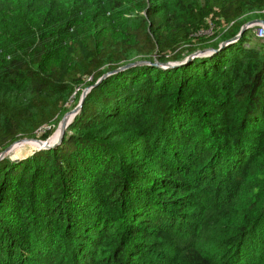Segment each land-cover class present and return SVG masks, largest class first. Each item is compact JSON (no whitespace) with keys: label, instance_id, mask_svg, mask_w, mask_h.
Returning a JSON list of instances; mask_svg holds the SVG:
<instances>
[{"label":"trees","instance_id":"trees-1","mask_svg":"<svg viewBox=\"0 0 264 264\" xmlns=\"http://www.w3.org/2000/svg\"><path fill=\"white\" fill-rule=\"evenodd\" d=\"M256 19L264 0H0V153L151 63L0 162V264H264V39L221 48Z\"/></svg>","mask_w":264,"mask_h":264},{"label":"water","instance_id":"water-1","mask_svg":"<svg viewBox=\"0 0 264 264\" xmlns=\"http://www.w3.org/2000/svg\"><path fill=\"white\" fill-rule=\"evenodd\" d=\"M258 23L259 24H263V26H264V20L263 19H256V20H253L251 22H248L247 24H245L243 26V28L241 29L240 33L234 39H232L231 41H228V42L223 43L221 45V48H224L228 44L234 43V42L240 40L241 37L243 36V34L250 29V26L252 24H258ZM215 52L216 51L215 50H212V49H207V50L199 51L196 54L190 56L188 58V60H191L194 57L211 56ZM146 64L150 65L151 63L150 62H146V61H137V62H134V63L127 64V65H125L123 67H120V68H118V69H116V70H114L112 72H109V73L105 74L94 86L89 87V88H86L83 91V94L81 96V99H80L78 105L73 110H71L68 113H66L64 115L63 119L61 120V122L59 124V128L62 129L61 136L59 137V139L55 143H49L48 140L43 141V140L31 139V138H24V139L18 140L17 142H15L11 146H9L5 151H3V152L0 153V162L2 160H4L5 158L9 157V155L14 150H16L17 147H19L21 144H24V143H28V142H37V143H39L41 145V148L39 150H37V151H41V150H51V149H55V148L59 147L62 144V142H63V139L65 137V134H66L67 129L73 123V121L76 118V116L80 114L87 95L90 93V91L95 86H97L100 82H102L104 79H106L107 77H109L111 75L117 74L119 72L125 71L127 69H130V68L135 67V66H138V65H146ZM178 65H180V64L179 63H166V64H161L159 62L154 63V66L162 67V68H165V69L166 68H173V67H176ZM70 117H73L71 121L69 120Z\"/></svg>","mask_w":264,"mask_h":264},{"label":"bare ground","instance_id":"bare-ground-1","mask_svg":"<svg viewBox=\"0 0 264 264\" xmlns=\"http://www.w3.org/2000/svg\"><path fill=\"white\" fill-rule=\"evenodd\" d=\"M72 118L73 117H70V121L72 120ZM61 132H62V129L61 128H58V130H57V132L53 135V137L50 139V140H48V142L49 143H55L58 139H59V137L61 136ZM32 145V146H31ZM33 146H35L36 148H41V145L39 144V143H37V142H28V143H24V144H21L19 147H17L16 148V150L17 151H21L22 149H24V150H27L28 151V149H30L31 147H33ZM38 149V150H39ZM17 151H15V153L17 152ZM14 153V154H15Z\"/></svg>","mask_w":264,"mask_h":264},{"label":"rangeland","instance_id":"rangeland-1","mask_svg":"<svg viewBox=\"0 0 264 264\" xmlns=\"http://www.w3.org/2000/svg\"><path fill=\"white\" fill-rule=\"evenodd\" d=\"M251 30L253 32V35L256 34V28H251ZM38 149L39 148H36L35 146H33L30 149H28V151L27 150H24V149H22L20 152L17 151V150H14L9 156L12 157L14 160H16V159H23V158H26V156H28V155L32 154L33 152L37 151ZM15 151H17V152L15 153Z\"/></svg>","mask_w":264,"mask_h":264},{"label":"built area","instance_id":"built-area-1","mask_svg":"<svg viewBox=\"0 0 264 264\" xmlns=\"http://www.w3.org/2000/svg\"><path fill=\"white\" fill-rule=\"evenodd\" d=\"M256 28H257L256 29V36L258 38L263 39L264 38V27H263V25H257Z\"/></svg>","mask_w":264,"mask_h":264},{"label":"clouds","instance_id":"clouds-1","mask_svg":"<svg viewBox=\"0 0 264 264\" xmlns=\"http://www.w3.org/2000/svg\"><path fill=\"white\" fill-rule=\"evenodd\" d=\"M257 25H263V24H259V23H258V24H252V25L250 26V29H251V28H256ZM263 27H264V26H263ZM256 29H257V28H256ZM255 35H256V34H255ZM256 37H257V36H256ZM257 38H258V37H257ZM263 39H264V38H263Z\"/></svg>","mask_w":264,"mask_h":264}]
</instances>
